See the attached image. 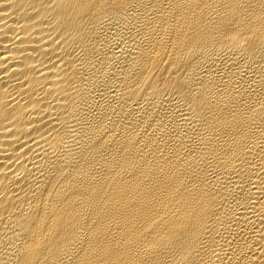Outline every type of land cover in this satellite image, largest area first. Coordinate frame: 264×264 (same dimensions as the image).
<instances>
[{
    "label": "bare ground",
    "instance_id": "6f19581e",
    "mask_svg": "<svg viewBox=\"0 0 264 264\" xmlns=\"http://www.w3.org/2000/svg\"><path fill=\"white\" fill-rule=\"evenodd\" d=\"M0 264H264V0H0Z\"/></svg>",
    "mask_w": 264,
    "mask_h": 264
}]
</instances>
